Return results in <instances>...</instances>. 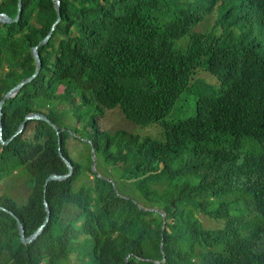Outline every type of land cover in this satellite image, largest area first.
<instances>
[{
	"label": "trees",
	"instance_id": "trees-1",
	"mask_svg": "<svg viewBox=\"0 0 264 264\" xmlns=\"http://www.w3.org/2000/svg\"><path fill=\"white\" fill-rule=\"evenodd\" d=\"M61 1L4 140L32 114L59 133L31 122L0 144V185L29 191L0 187V207L28 238L45 199L51 218L25 245L0 211V264H264V0ZM0 12L15 18L18 0ZM56 19L52 0H24L18 23H0V103L35 74ZM116 110L160 136L100 130ZM68 140L88 154L74 160ZM60 148L73 172L45 194L68 172Z\"/></svg>",
	"mask_w": 264,
	"mask_h": 264
},
{
	"label": "water",
	"instance_id": "water-1",
	"mask_svg": "<svg viewBox=\"0 0 264 264\" xmlns=\"http://www.w3.org/2000/svg\"><path fill=\"white\" fill-rule=\"evenodd\" d=\"M58 11H59V3H58ZM0 21H7L5 17H0ZM15 21H13L12 23H14ZM48 40L42 41L41 44L35 48L32 49V54L34 56V59L37 63V70L36 73L33 77L24 80L23 82H21L18 86L14 87L10 93L5 97V99L3 100L2 103H0V144H2L3 146H8L10 143H12L16 138H18L19 136H21L24 132L25 129L27 127V125L31 122H44L47 125H49L53 130H55L57 133H59L58 128L53 125V123L46 118L43 115L40 114H33L31 116H28L25 121L23 122V124L20 126L19 131L17 132V134L11 139L9 140L7 143L4 140V109L6 104L11 100L16 98L22 91V89L24 88L25 85H27L28 83H30L33 79H35L38 74L41 71L42 68V61H41V57H40V53H39V49L40 47L44 46L47 43ZM60 152V157L62 158L63 162L66 164L68 172L64 175H60V174H51L46 183H45V194L47 193V188L49 186V184L53 181H66L68 179V177L72 174L73 172V166L71 165V163L69 161L66 160V158L63 156V154L61 153V148L59 149ZM92 154H93V160H94V167L93 170H96V165H97V157L95 155V151L94 148L92 149ZM45 208H46V212H47V218L43 224V226L36 231L31 237L27 238L26 237V233H25V228L23 226V224L21 223V221L15 216V214L7 209H4L3 207H0V211H5L9 214H11L18 222V227H19V232H20V238H21V243L22 244H31L33 242H35L37 239L40 238V236L43 234L46 226L48 225L50 218H51V211L49 208V204L47 202V200L45 199ZM166 216H165V221H166Z\"/></svg>",
	"mask_w": 264,
	"mask_h": 264
},
{
	"label": "rangeland",
	"instance_id": "rangeland-1",
	"mask_svg": "<svg viewBox=\"0 0 264 264\" xmlns=\"http://www.w3.org/2000/svg\"><path fill=\"white\" fill-rule=\"evenodd\" d=\"M62 91H63V88L62 87L59 88L60 94L62 93ZM76 104H78V102H76ZM60 108L62 109L63 106L61 105ZM98 126H99L100 130H108L110 132H117L119 130H125L129 133L151 134V136H153L155 138H158L160 136V130L158 128H147V129L146 128H139V126L137 127V126L129 123V121H127L126 118L123 116L121 110H116L114 112H107L105 117L98 119ZM77 144L78 143H76V145ZM85 146H87V145H85ZM85 146L82 144L81 145L78 144L77 147L79 149L76 151L74 142L71 140H68V148H69L71 155L74 157V160H79V157L77 156L78 153H76V152H79L83 155L88 154V149ZM99 172L104 173L102 170H99ZM16 173L17 172H15V174ZM0 187H2V189L5 192L12 195L15 199H18V200H23V197H27L29 195V191L26 190L25 188H23L22 185L17 186L16 182H13V183L6 182L5 184L0 185Z\"/></svg>",
	"mask_w": 264,
	"mask_h": 264
},
{
	"label": "clouds",
	"instance_id": "clouds-1",
	"mask_svg": "<svg viewBox=\"0 0 264 264\" xmlns=\"http://www.w3.org/2000/svg\"><path fill=\"white\" fill-rule=\"evenodd\" d=\"M54 2V6H55V11H56V15H57V19L54 22L50 32L47 34V36L41 40L45 41L48 40L46 44L49 43V41L51 40V38L53 37V34L55 33L57 27L60 25L61 21H62V1L61 0H52ZM4 2V0H0V4H2ZM58 3H59V11H58ZM24 11V0H18V14L17 16L14 18L13 16H11L9 13L6 12H0V17H5L7 21H0V23H4L6 25L9 24H14V23H18L21 19V16L23 14ZM13 21H15L14 23H12ZM41 42L39 43V45L41 44ZM45 44V45H46ZM37 45V46H39ZM44 45V46H45ZM35 46V47H37ZM33 47V48H35ZM43 47V46H42ZM40 47V48H42ZM32 48V49H33ZM40 50V49H39ZM33 115V114H32ZM41 115V114H40ZM31 116V115H30ZM259 120L261 122V125L263 126V136H264V105L261 107L260 112H259ZM38 122V121H37ZM94 167V165H93ZM5 209V208H4ZM166 215H164L165 218ZM167 217V216H166ZM167 219V218H166ZM165 220V219H164ZM40 229V228H39ZM38 229V230H39ZM37 230V231H38ZM28 238V237H27ZM21 241V238H20ZM28 245V244H27Z\"/></svg>",
	"mask_w": 264,
	"mask_h": 264
}]
</instances>
